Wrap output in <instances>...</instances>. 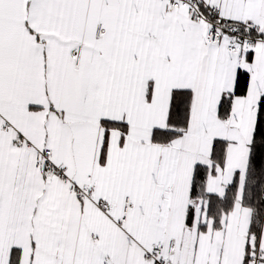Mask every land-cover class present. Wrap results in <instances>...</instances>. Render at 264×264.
Masks as SVG:
<instances>
[{
    "label": "snow or ice",
    "instance_id": "1",
    "mask_svg": "<svg viewBox=\"0 0 264 264\" xmlns=\"http://www.w3.org/2000/svg\"><path fill=\"white\" fill-rule=\"evenodd\" d=\"M0 264H264V0H0Z\"/></svg>",
    "mask_w": 264,
    "mask_h": 264
}]
</instances>
